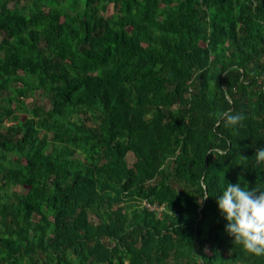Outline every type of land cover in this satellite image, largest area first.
Wrapping results in <instances>:
<instances>
[{"label": "trees", "instance_id": "1", "mask_svg": "<svg viewBox=\"0 0 264 264\" xmlns=\"http://www.w3.org/2000/svg\"><path fill=\"white\" fill-rule=\"evenodd\" d=\"M259 148L264 0H0V264H264L215 199Z\"/></svg>", "mask_w": 264, "mask_h": 264}, {"label": "clouds", "instance_id": "2", "mask_svg": "<svg viewBox=\"0 0 264 264\" xmlns=\"http://www.w3.org/2000/svg\"><path fill=\"white\" fill-rule=\"evenodd\" d=\"M217 118L226 127H236L244 120V115L228 110L217 114ZM254 156L256 162L264 164V148L257 149ZM215 199L220 214L226 220L224 228L227 234L247 252L264 256V188H250L243 182V177L237 182L224 179Z\"/></svg>", "mask_w": 264, "mask_h": 264}, {"label": "rangeland", "instance_id": "3", "mask_svg": "<svg viewBox=\"0 0 264 264\" xmlns=\"http://www.w3.org/2000/svg\"><path fill=\"white\" fill-rule=\"evenodd\" d=\"M111 12H112V5L110 4L108 6V9L106 11H104V14L108 15ZM25 100H26V103L29 104V105H32L34 103V104H37V105H42L45 108H49L50 107L49 101L45 97H43V95H42L40 90L35 91L33 93V95H31V96H27V98ZM133 160H134L133 154L129 153L127 155L128 164H131L133 162ZM14 189L17 190L20 193L26 192V186L17 185V186L14 187Z\"/></svg>", "mask_w": 264, "mask_h": 264}]
</instances>
